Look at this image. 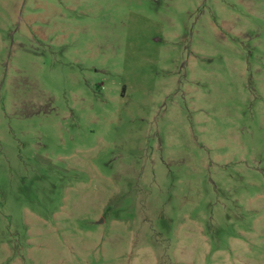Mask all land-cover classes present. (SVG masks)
<instances>
[{
	"label": "rangeland",
	"instance_id": "1",
	"mask_svg": "<svg viewBox=\"0 0 264 264\" xmlns=\"http://www.w3.org/2000/svg\"><path fill=\"white\" fill-rule=\"evenodd\" d=\"M0 264H264V0H0Z\"/></svg>",
	"mask_w": 264,
	"mask_h": 264
}]
</instances>
